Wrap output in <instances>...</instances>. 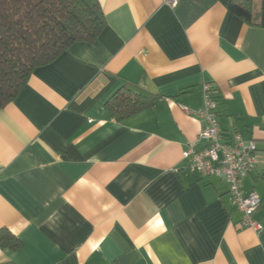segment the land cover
<instances>
[{
    "label": "crops",
    "instance_id": "1",
    "mask_svg": "<svg viewBox=\"0 0 264 264\" xmlns=\"http://www.w3.org/2000/svg\"><path fill=\"white\" fill-rule=\"evenodd\" d=\"M98 1L99 38L0 109V231L21 241L0 264H264V26L230 10L245 0ZM250 1L256 21L263 0ZM204 83L222 134L257 144L242 185L261 200L259 233L227 182L188 170ZM128 84L160 97L118 121L107 103Z\"/></svg>",
    "mask_w": 264,
    "mask_h": 264
},
{
    "label": "trees",
    "instance_id": "2",
    "mask_svg": "<svg viewBox=\"0 0 264 264\" xmlns=\"http://www.w3.org/2000/svg\"><path fill=\"white\" fill-rule=\"evenodd\" d=\"M230 10L264 26V0L256 21L250 0L232 2ZM106 24L98 0H0V109L16 99L38 67L51 63L76 43H94ZM159 97L128 84L107 103V109L122 121L151 108ZM20 247L15 235L0 231V249Z\"/></svg>",
    "mask_w": 264,
    "mask_h": 264
},
{
    "label": "built area",
    "instance_id": "3",
    "mask_svg": "<svg viewBox=\"0 0 264 264\" xmlns=\"http://www.w3.org/2000/svg\"><path fill=\"white\" fill-rule=\"evenodd\" d=\"M164 2L170 8L179 4V0ZM202 90L204 107L195 112L189 111V114L202 120L204 127L197 140L184 152V158L189 163L188 170L202 177H217L227 182L232 204L243 214L240 226L259 233L263 227L256 215L261 200L255 192L245 194L242 185L258 165L257 144L254 140H244L239 133L224 136L216 112L215 90L209 83H204Z\"/></svg>",
    "mask_w": 264,
    "mask_h": 264
}]
</instances>
